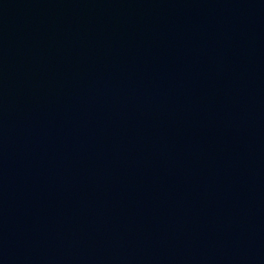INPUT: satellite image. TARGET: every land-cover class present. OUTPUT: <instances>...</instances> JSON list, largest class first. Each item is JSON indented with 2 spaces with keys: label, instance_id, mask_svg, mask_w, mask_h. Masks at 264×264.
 I'll use <instances>...</instances> for the list:
<instances>
[{
  "label": "water",
  "instance_id": "obj_1",
  "mask_svg": "<svg viewBox=\"0 0 264 264\" xmlns=\"http://www.w3.org/2000/svg\"><path fill=\"white\" fill-rule=\"evenodd\" d=\"M0 264H264V0H0Z\"/></svg>",
  "mask_w": 264,
  "mask_h": 264
}]
</instances>
